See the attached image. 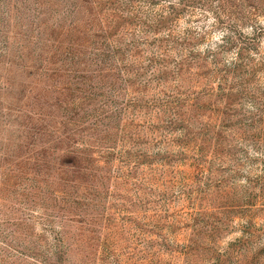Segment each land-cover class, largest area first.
<instances>
[{"label": "rangeland", "instance_id": "1", "mask_svg": "<svg viewBox=\"0 0 264 264\" xmlns=\"http://www.w3.org/2000/svg\"><path fill=\"white\" fill-rule=\"evenodd\" d=\"M73 18L105 33L81 62L97 69L58 75L45 58L57 43L42 34ZM225 70L234 86L223 93ZM22 90L46 123L90 91L74 115L76 146L97 166L82 221L54 205L55 137L18 142L28 118L6 105ZM174 95L182 105L172 109ZM174 110L182 122L170 121ZM39 219L63 231L65 264H264V0H0V239L13 238L0 240V264H42L12 245L35 231L52 241Z\"/></svg>", "mask_w": 264, "mask_h": 264}, {"label": "trees", "instance_id": "2", "mask_svg": "<svg viewBox=\"0 0 264 264\" xmlns=\"http://www.w3.org/2000/svg\"><path fill=\"white\" fill-rule=\"evenodd\" d=\"M88 19V18H87ZM85 19V20H87ZM44 21V20H43ZM89 25H81V23L77 20V18H73L68 22L67 26H64V24L57 23L54 25L51 32H44L42 34V37L46 40H50L52 42L57 43L55 47H49L46 48V56L45 58L48 59L50 63H53L52 72H55V74H69L70 71H76V70H94L97 69L95 66L90 67L89 64L81 65V62L86 61L83 57L86 55V51L88 48L95 49L99 48L97 44L93 43V39H91L92 36L99 37L100 35H105V33H101L98 31V28L96 26H93V20H89ZM93 28V29H92ZM62 54V55H60ZM151 60V59H150ZM78 62V65L76 63ZM86 63V62H85ZM150 64V62H149ZM233 66H236L234 64ZM102 67V66H99ZM109 67H112L109 66ZM130 70L134 72V75H138L140 72L139 67L131 68ZM230 70H225V72L221 73L220 78L222 79L220 82H218V86L220 87L221 91L224 93L227 86L231 87L234 86V81H230L229 76ZM141 78V77H140ZM229 80V81H228ZM29 84V91L32 92L35 88L34 85ZM71 86V85H70ZM69 85L63 84L61 85L59 91L66 92L67 88H71ZM63 89V90H62ZM68 89V90H69ZM86 91V90H85ZM81 91L79 94L81 104L76 106H71L66 108V113L63 112V114L59 115V119H55V122H52L49 120L47 123L44 122L46 119V116L48 113L44 110H42V103L39 104L37 107V110H27L25 107H27L28 101H23L24 96L32 97L35 96L32 93L25 94V92L22 90V92H18L15 97H13L12 101L18 102H8L6 105L7 107V114L12 113V111H16V115L23 118L25 116L27 121L20 122L19 128L20 134L18 136V142L19 140L25 141L27 146H30V144L35 141L33 139H28L26 137H22V135H37L36 137L43 139L44 141H50L51 137L53 141L55 139V143L53 144L54 147L62 149V153L59 159V163L62 166V170H59L57 176L59 179L58 185V192L60 193L58 196L54 197V205H59V210H61V213H72L71 215L66 214V217H69L71 219L77 218L82 221L79 217H74L75 214L80 213V209H83L82 198H90L95 199L96 194L93 190L95 188V172L94 170L97 169V166L95 164L96 157L91 155L93 151L87 152L85 149L78 148L76 146V137L77 134L80 133L78 128L74 126L76 124V119H80V117L74 116L79 113V109L83 108L81 105L85 101H89L88 97H90V91L85 92ZM70 93L63 96L59 94V97L61 99H65L66 103H70L74 100L72 96H69ZM170 95V94H169ZM38 96V95H36ZM69 96V97H68ZM17 97V98H16ZM40 99V97H38ZM194 105L198 104L199 94L192 96ZM181 97L180 95H174L172 97H169L166 99L168 102L171 103V108L173 109L176 105L181 106ZM10 101V99L8 100ZM23 102V103H22ZM49 103V102H48ZM51 102L49 103V105ZM71 104V103H70ZM214 110L217 109V106H213ZM174 114H171L170 121H180L182 122V118L179 116L177 110L173 111ZM35 114L37 116H35ZM65 127L61 128L63 125ZM72 124V125H69ZM51 125V126H50ZM55 135V136H54ZM57 139V140H56ZM10 140H12L10 138ZM42 140V142H43ZM17 141V140H15ZM5 144H7V147L4 149V153L8 155H12L13 151L11 150V141H7ZM44 143H42L43 145ZM47 144V143H45ZM46 146L43 149H39L37 151L38 155H35V158H38L35 162L38 166L36 170L39 171V167L41 166V169H44V166L41 164H44L47 162L45 155L46 152ZM35 150H33L34 152ZM43 162H41V161ZM19 169V168H18ZM89 170L87 175L83 171ZM21 169H19L20 171ZM70 170V175L67 171ZM45 172H49L48 170H44ZM21 172V171H20ZM43 179V178H42ZM82 186V187H80ZM71 187V188H70ZM38 190L42 191V188L38 185ZM45 192V191H43ZM53 192V190H52ZM57 192V191H56ZM54 195V194H53ZM22 200V199H21ZM59 201V202H58ZM44 207H48V204H44ZM27 217V215H25ZM39 221L44 222V220L39 219ZM51 219H48L47 222L43 223L44 228L51 229L50 232L52 233V241H48L45 234L39 233L33 230L29 229V226L23 227V230H25L26 234L28 235H36V241L33 243H23V242H17L14 241L12 244L16 250L19 251L20 254L23 256H31V258L34 259L35 262H42V264H65L67 261V243L65 240V237L63 236V231L61 229L54 228L53 222H51ZM94 230L93 227H89V231ZM84 229L82 228V232ZM9 231H6L4 237H1L0 240L5 241L6 244H10L13 238L9 239L6 238L9 236ZM86 234V233H85ZM87 235V234H86ZM90 239L91 245H93V238L94 235H89L88 237Z\"/></svg>", "mask_w": 264, "mask_h": 264}]
</instances>
